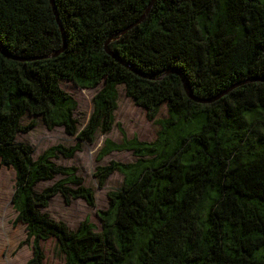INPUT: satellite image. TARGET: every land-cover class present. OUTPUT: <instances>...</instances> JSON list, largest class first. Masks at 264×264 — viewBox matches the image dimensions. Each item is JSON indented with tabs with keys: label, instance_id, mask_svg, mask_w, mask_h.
Wrapping results in <instances>:
<instances>
[{
	"label": "trees",
	"instance_id": "16d2710c",
	"mask_svg": "<svg viewBox=\"0 0 264 264\" xmlns=\"http://www.w3.org/2000/svg\"><path fill=\"white\" fill-rule=\"evenodd\" d=\"M54 1L64 33L51 0H0V164L16 173L28 264H46L50 239L65 264H264V0ZM61 82L104 87L78 144L35 158L17 142L37 125L24 117L75 133L77 102ZM119 85L149 119L164 105L169 116L152 142L105 141L101 157L137 161L98 170L100 187L116 172L123 183L97 212L101 231L88 219L74 231L44 210L58 195L95 207L93 192L72 188L77 169L54 160L112 129Z\"/></svg>",
	"mask_w": 264,
	"mask_h": 264
},
{
	"label": "rangeland",
	"instance_id": "374dc122",
	"mask_svg": "<svg viewBox=\"0 0 264 264\" xmlns=\"http://www.w3.org/2000/svg\"><path fill=\"white\" fill-rule=\"evenodd\" d=\"M61 89L72 96L77 102V108L73 111V120L76 121V129L73 135L67 133L65 126H48L42 118L26 116L21 125L27 126L35 120L36 128L30 132H22L17 136V142L30 145L37 158L46 150L64 145L73 147L78 144L77 136L89 126L91 117L95 112V96L102 90L101 83L95 88H78L71 82H61ZM118 103L114 116V124L109 132L97 130L93 141L86 140L81 149L70 159L54 160L57 165L77 169V177L82 183H68L72 188L80 186L90 189L96 206L91 207L85 200L77 199L66 201L61 195L56 196L44 213H48L56 221L67 224L71 230H77L87 219L96 225L101 231V222L97 216L99 210L109 207V194L117 191L122 183L123 176L116 172L111 175L104 187H100L96 173L101 167H107L113 162L133 163L137 161L132 151H115L101 157L105 141L111 140L117 144L123 141L137 138L141 142H152L157 138L160 129V121L169 116L166 105L162 106L158 116L149 119L146 110L136 105L129 98L124 85L118 86ZM65 177L59 176L57 181ZM55 184V183H54ZM48 183L42 185L39 191L54 185ZM16 189V173L0 164V264H28L33 257L31 244H22L27 240L25 226L16 224L17 213L12 205V196ZM45 252L46 264H65L64 256L60 253L57 241L50 239L42 243Z\"/></svg>",
	"mask_w": 264,
	"mask_h": 264
},
{
	"label": "water",
	"instance_id": "95a60500",
	"mask_svg": "<svg viewBox=\"0 0 264 264\" xmlns=\"http://www.w3.org/2000/svg\"><path fill=\"white\" fill-rule=\"evenodd\" d=\"M51 2H52V5H53V8H54V12H55V14H56V18H57V20H58V22H59V24H60L61 30H62V32L64 33V31H63V27H62V24H61V22H60V20H59L58 12H57V9H56V6H55V1H54V0H51ZM148 10H149V9H148ZM148 10H147V11H148ZM146 15H147V13L143 16L142 19H144V18L146 17ZM140 21H141V20H140ZM111 41H113V40H109V41L106 43V45H105V50H106V52H107L109 55H111L113 58H115V59H117L119 62H121L123 65L129 67L127 64H125L124 62L120 61L119 58H118L117 56H115V55L110 51L108 45L111 43ZM66 45H67V44H66V41H65V46H64L63 50H61L60 52H58V53L55 54L54 56H57V55H59L60 53H62V52L65 50ZM0 50L3 51L1 47H0ZM4 53H5V52H4ZM5 55H6V53H5ZM7 56H9L10 58H13V59H17V58H15V57L11 56V55H7ZM129 68L131 69V67H129ZM171 72H175V73H176L177 71L172 70ZM177 73L181 76V78H182V80H183L184 88H185V91H186V93L188 94V96H189L190 98H192L193 100H196V101H199V102H204L203 100H199V99H197V98L194 97V95H193V93H192V90H191V88H190V86H189V83H188V80L186 79V77H185L181 72H177ZM241 84H242V83H241Z\"/></svg>",
	"mask_w": 264,
	"mask_h": 264
}]
</instances>
